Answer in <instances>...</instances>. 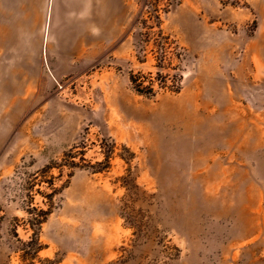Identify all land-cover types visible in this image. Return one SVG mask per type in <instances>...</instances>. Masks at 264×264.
<instances>
[{
    "label": "rangeland",
    "instance_id": "1",
    "mask_svg": "<svg viewBox=\"0 0 264 264\" xmlns=\"http://www.w3.org/2000/svg\"><path fill=\"white\" fill-rule=\"evenodd\" d=\"M54 1L0 0V264H264V0Z\"/></svg>",
    "mask_w": 264,
    "mask_h": 264
},
{
    "label": "crops",
    "instance_id": "2",
    "mask_svg": "<svg viewBox=\"0 0 264 264\" xmlns=\"http://www.w3.org/2000/svg\"><path fill=\"white\" fill-rule=\"evenodd\" d=\"M115 1L116 12L112 13L109 8L110 0H55L51 5H47L45 12L44 26L49 34V40L54 41L55 39L63 47L68 41H74L79 32L83 34L79 25L84 24L92 27L98 26L105 37L110 19L120 18L121 7L118 0ZM79 12H89L85 21L75 16Z\"/></svg>",
    "mask_w": 264,
    "mask_h": 264
},
{
    "label": "trees",
    "instance_id": "3",
    "mask_svg": "<svg viewBox=\"0 0 264 264\" xmlns=\"http://www.w3.org/2000/svg\"><path fill=\"white\" fill-rule=\"evenodd\" d=\"M155 9L153 10L154 11V13H155V15H152L151 16V14H150V18H154L156 21H157V23H159V15H158V8L157 7H154ZM142 26H143V31L141 32V34H140V36H141V38L144 40V41H148V40H150V39H152V38H154V32H153V26H148V24L146 23V21L145 20H143V23H142ZM155 36H157L158 38H161V40L162 39H164L165 40V37H163L162 36V32H161V30H158V32L156 33V35ZM154 41L156 40V39H153ZM131 82L132 83H135V81H134V79H133V77L131 76ZM140 87V86H139ZM140 89V88H139ZM137 91H141V90H137ZM149 91L151 92L152 91V88L150 87L149 88Z\"/></svg>",
    "mask_w": 264,
    "mask_h": 264
}]
</instances>
